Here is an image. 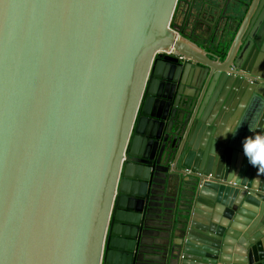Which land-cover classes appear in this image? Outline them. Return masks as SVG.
I'll return each mask as SVG.
<instances>
[{
  "label": "water",
  "instance_id": "95a60500",
  "mask_svg": "<svg viewBox=\"0 0 264 264\" xmlns=\"http://www.w3.org/2000/svg\"><path fill=\"white\" fill-rule=\"evenodd\" d=\"M177 1L0 0V264H264V0Z\"/></svg>",
  "mask_w": 264,
  "mask_h": 264
},
{
  "label": "clouds",
  "instance_id": "9594fccd",
  "mask_svg": "<svg viewBox=\"0 0 264 264\" xmlns=\"http://www.w3.org/2000/svg\"><path fill=\"white\" fill-rule=\"evenodd\" d=\"M249 132H252L251 128ZM228 133L235 134L229 129L224 136ZM241 147L248 163L257 168L258 172H264V133H255L243 138Z\"/></svg>",
  "mask_w": 264,
  "mask_h": 264
},
{
  "label": "flooded vegetation",
  "instance_id": "af4514ba",
  "mask_svg": "<svg viewBox=\"0 0 264 264\" xmlns=\"http://www.w3.org/2000/svg\"><path fill=\"white\" fill-rule=\"evenodd\" d=\"M187 1L188 0H178L176 8L174 10L170 26L173 27L174 25H186L187 20L189 19L187 13H188V8H187ZM200 3H202V0H200ZM202 15L200 18L197 19V24L201 25V20H202Z\"/></svg>",
  "mask_w": 264,
  "mask_h": 264
},
{
  "label": "built area",
  "instance_id": "2783aa9c",
  "mask_svg": "<svg viewBox=\"0 0 264 264\" xmlns=\"http://www.w3.org/2000/svg\"><path fill=\"white\" fill-rule=\"evenodd\" d=\"M229 184H231V183H229Z\"/></svg>",
  "mask_w": 264,
  "mask_h": 264
}]
</instances>
